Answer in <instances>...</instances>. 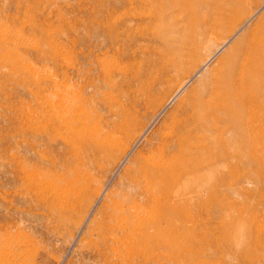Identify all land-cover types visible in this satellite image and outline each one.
Instances as JSON below:
<instances>
[{
    "label": "rangeland",
    "instance_id": "1",
    "mask_svg": "<svg viewBox=\"0 0 264 264\" xmlns=\"http://www.w3.org/2000/svg\"><path fill=\"white\" fill-rule=\"evenodd\" d=\"M258 1L0 0V264H264V76L201 110Z\"/></svg>",
    "mask_w": 264,
    "mask_h": 264
},
{
    "label": "bare ground",
    "instance_id": "2",
    "mask_svg": "<svg viewBox=\"0 0 264 264\" xmlns=\"http://www.w3.org/2000/svg\"><path fill=\"white\" fill-rule=\"evenodd\" d=\"M235 1L241 2V0H235ZM255 1H258V0H255ZM263 2H264V0H262V1L260 0V1H258V3L255 2L256 4L255 3H251L252 5L249 4V5H251V7L254 6V8H253V10L251 12V16L249 15V18L248 19L245 16V12H243V11H239L238 12V18L240 19V21H242V25L248 24L249 21L252 20L254 17H257L258 16V18L257 19L255 18L256 20L253 23V25L250 28H248L239 39L235 40L227 48V50L219 57V59L217 60L216 66L214 67V69L216 70L215 74L218 72L219 74L221 73V76H222V74H224V72L222 73V68H224V67L227 66L228 69L225 72H226V77H227L228 81H224V82L221 81L222 82V85L221 84L219 85L216 82L213 84V88L211 89L212 90L211 91L212 96L210 95L211 96L210 99H208L207 101H204L203 102V106L201 108L202 113H203L202 115H205L206 116L205 118H209L210 119V118H213V117H217L216 115L217 114H220V112L231 114L234 111H237V108H242L243 109L242 110L243 111V114L242 115H245L247 113V116H249L252 120H254V117L253 116L255 114L256 108H261V106L257 103V99L255 100V95L253 94V91H256V89L258 88L256 86H259L258 84H255V82H254L255 81V78L256 77L259 78L261 76L262 77L264 76V11H262L261 9L258 10L259 8H261V5H263ZM257 10H258V12H257ZM255 11H256V13L253 15V13ZM221 18L223 20V17H221ZM215 29H217L216 25H214V24H212V26L210 25L209 28H207V30H206V34H210V35L213 34L215 32ZM234 34H237V33H234ZM213 40H215V39H213ZM226 42H228V41H226ZM224 44H225V42L222 43V45H221L220 48H215L214 49V52L212 53V56L213 57L215 56L216 53H218L219 50H221L222 48H224V46H225ZM223 65H225V66H223ZM227 74H228V76H227ZM262 77L260 79H263L264 78V77L263 78ZM223 78H224V76H223ZM200 83L202 84V80H200L199 84ZM254 85H256V86H254ZM185 86L181 87L176 92V94L173 95V98L171 99V101L174 99V97H177L183 91V89L185 88ZM198 86L199 85H196V86L192 87L191 90L189 91V94L195 95L197 93L198 88H199ZM253 86L256 87V88H254V90H252V87ZM263 86H264V84H263ZM259 89L260 88H258L257 90H259ZM209 90H210V88H209ZM208 93H209V91H208ZM187 97L188 96L183 97L182 100H181V102L183 100H185V99H188ZM206 97H208V96H206ZM256 97L259 98V96H256ZM259 101H260V99H259ZM262 102H264V101H262ZM262 102H261V104H262ZM191 105H193V104H191ZM165 106H167V105H165ZM165 106L162 108V111L164 110ZM198 109H200V108H198ZM237 115H238V113H237ZM206 120H204V121H206ZM188 121H189V119H188ZM225 121L226 120H224L223 122H225ZM209 122H211V121H209ZM209 122H207V123H209ZM217 123L218 122H216V124ZM221 124H223V123H221ZM233 124H234V122H233ZM218 125H220V123ZM220 126L222 127V125H220ZM232 126L233 125H231V128H233ZM235 127H236V124H235L234 128ZM243 128H245V127L243 126ZM197 129H198V126H197ZM237 129H238V127H237ZM195 130H196V128H195ZM220 130L221 129H219L218 131H220ZM193 131H194V129H193ZM233 131H235V129H233ZM244 132H246V131H244ZM246 133H245V136L248 138V136L246 135ZM200 134H201V132H200ZM222 135H224V134H222ZM234 135H235V133H234ZM238 135H239V133H238ZM241 136L242 135H239L238 138L240 139ZM226 137L227 136H225V139H226ZM223 138H224V136H223ZM202 139L204 140V138H202ZM241 139H242V137H241ZM191 140H193V139L191 138ZM196 140L199 141L198 139H196ZM206 141H207V138H206ZM216 141H214V142H216ZM217 143H218V141H217ZM171 146H172V144H171ZM179 147H180V149L178 148L179 149L178 150V153H176V154H178V156L173 157L171 159L173 161H171L169 159L166 160V159L160 158L156 162L159 163V164H162L164 166V168L167 169V170H170V169L174 168V166H175L174 165V161L175 160L184 161V159H185L184 156H186L190 152V151H188L186 149L187 146L185 147V145H184V148H185L184 150L182 149L183 148V145L181 147V145L179 144ZM196 148H198V147H196ZM202 148H200L199 150H201ZM203 150H206V148H204ZM203 150L201 152H203ZM130 152L131 151L129 150L128 153H127V155L124 158H126L129 155ZM196 156H197V154H196ZM190 158H191V156H190ZM152 159L153 158H151V161H152ZM186 162H185V164H186ZM179 163H181V162H179ZM181 165H182V163H181ZM178 167L180 168V166L177 165L176 170H174V169L173 170L177 172V168ZM155 168H156V166H154V169ZM146 169H148V167ZM181 170H182V168H181ZM195 171H196V169H195ZM154 173H155V171H154ZM161 174H163V170H162V173ZM191 174H193V173H191ZM149 175H151V173ZM156 175L158 177L159 174L156 173ZM147 176H148V174H147ZM152 184L150 183V185H152ZM155 184H158V183H154L153 185L155 186ZM156 187H157V185H156ZM130 208H131V206H130ZM139 212L141 213L143 211L141 210ZM139 212L138 213L136 212V213L137 214H140ZM147 215H148V210H145L141 215H135V211H134V213L130 217V219L135 218L136 221H137V220H139L141 218L147 217Z\"/></svg>",
    "mask_w": 264,
    "mask_h": 264
}]
</instances>
